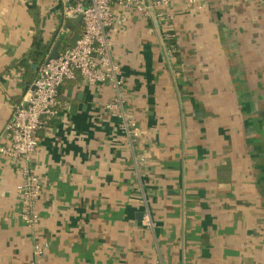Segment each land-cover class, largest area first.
<instances>
[{"label":"crops","instance_id":"1","mask_svg":"<svg viewBox=\"0 0 264 264\" xmlns=\"http://www.w3.org/2000/svg\"><path fill=\"white\" fill-rule=\"evenodd\" d=\"M76 1L0 0V143L36 76L21 59ZM168 11L166 54L142 11L113 5L123 116L106 108L111 83L79 74L62 86L69 108L39 131L31 164L44 181L34 232L22 175L0 155V264H29L40 239L44 264H264V5L172 0Z\"/></svg>","mask_w":264,"mask_h":264},{"label":"built area","instance_id":"2","mask_svg":"<svg viewBox=\"0 0 264 264\" xmlns=\"http://www.w3.org/2000/svg\"><path fill=\"white\" fill-rule=\"evenodd\" d=\"M171 1L79 0L65 5L62 24L46 52L45 61L38 66L32 85L6 124L3 135L5 141L0 143V155L7 158L22 175L16 187L21 205V218L33 232L40 222L37 203L43 196L44 181L40 175L33 172L31 164L40 144L39 131L44 128L52 130L69 108V104L61 97L62 86L69 80H76L79 74L90 86L111 83L117 95L114 101L106 104V108L123 116L124 77L121 74L120 62L113 56V43L109 34L114 21L113 5L118 3L126 8L135 6L142 11L152 23L151 32L158 35L167 54L169 49L166 40L171 35L168 31L164 34L162 27L172 19L168 11ZM243 1H258L264 5V0ZM79 15H82L83 33L73 44H64L62 39L74 36L71 21ZM57 41L61 42L59 57L49 59ZM124 129L129 135L143 134L142 129L133 121H127ZM142 222L147 228H153L155 225L149 211L144 214ZM48 250L47 240H36L34 256L29 264H44ZM158 264L164 263L159 261Z\"/></svg>","mask_w":264,"mask_h":264},{"label":"trees","instance_id":"3","mask_svg":"<svg viewBox=\"0 0 264 264\" xmlns=\"http://www.w3.org/2000/svg\"><path fill=\"white\" fill-rule=\"evenodd\" d=\"M81 34L77 33L73 37H67L62 39L64 44L70 43L73 44L77 38H79ZM54 40V39H53ZM51 42H44L42 36L38 35L32 49L21 59L20 67L26 68L28 71H34L35 66L41 65L46 58V52L48 51ZM62 97V96H61Z\"/></svg>","mask_w":264,"mask_h":264},{"label":"water","instance_id":"4","mask_svg":"<svg viewBox=\"0 0 264 264\" xmlns=\"http://www.w3.org/2000/svg\"><path fill=\"white\" fill-rule=\"evenodd\" d=\"M81 20H82V15H79L77 21H81ZM60 44H61V42L60 41H57V43L55 44V46L53 47V49H52V51L50 53L49 59L58 58L59 57V54H60V51H59Z\"/></svg>","mask_w":264,"mask_h":264}]
</instances>
